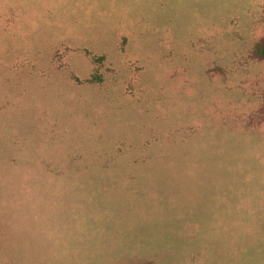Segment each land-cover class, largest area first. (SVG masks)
Returning <instances> with one entry per match:
<instances>
[{
	"label": "rangeland",
	"instance_id": "obj_1",
	"mask_svg": "<svg viewBox=\"0 0 264 264\" xmlns=\"http://www.w3.org/2000/svg\"><path fill=\"white\" fill-rule=\"evenodd\" d=\"M264 0H0V264H264Z\"/></svg>",
	"mask_w": 264,
	"mask_h": 264
},
{
	"label": "trees",
	"instance_id": "obj_2",
	"mask_svg": "<svg viewBox=\"0 0 264 264\" xmlns=\"http://www.w3.org/2000/svg\"><path fill=\"white\" fill-rule=\"evenodd\" d=\"M254 55L259 59H264V38L261 39V42H259L254 47ZM261 114L264 117V106L262 107Z\"/></svg>",
	"mask_w": 264,
	"mask_h": 264
}]
</instances>
